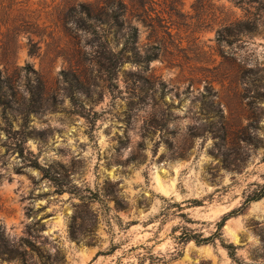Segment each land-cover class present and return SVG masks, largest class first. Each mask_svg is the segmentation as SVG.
<instances>
[{
    "label": "rangeland",
    "instance_id": "rangeland-1",
    "mask_svg": "<svg viewBox=\"0 0 264 264\" xmlns=\"http://www.w3.org/2000/svg\"><path fill=\"white\" fill-rule=\"evenodd\" d=\"M114 1L123 14L117 0H0V245L13 251L0 264H264V199L223 227L234 256L178 239L211 236L264 183V0H126L118 21ZM79 2L95 18L80 32L65 22ZM125 46L114 69L108 51ZM26 107L46 139L22 158L7 130Z\"/></svg>",
    "mask_w": 264,
    "mask_h": 264
},
{
    "label": "trees",
    "instance_id": "trees-1",
    "mask_svg": "<svg viewBox=\"0 0 264 264\" xmlns=\"http://www.w3.org/2000/svg\"><path fill=\"white\" fill-rule=\"evenodd\" d=\"M116 3V1H114L112 4H107L105 7L107 8L108 12L111 13L110 17L115 18L116 21H118L120 16H126V14L128 13V5L126 0H117V3L120 7L123 8V14H115V10L112 7V5ZM111 8H113V11L111 10ZM105 9V8H104ZM106 10V9H105ZM94 10L92 8V6L90 4H85V3H74L72 4L69 8H68V13H67V17L65 19V22L68 26H72L71 28L77 30L78 32L80 31H85L88 28H90L92 26V24L90 23L91 20H94ZM124 26V23H121L119 25ZM128 28H130L131 30V37H136L138 34V28L132 26V24L129 23ZM249 31H251L252 28H247ZM38 51V44L34 43L31 45L30 48V54L31 55H35L36 52ZM109 53V60L110 62L113 64L114 69L115 68H120L125 61L127 60L126 58V53L127 51V46L124 47L123 50H121L119 53H114L112 51H108ZM154 57L156 56H147V58H145L147 61H150L152 59H154ZM29 67H25L24 70H28ZM4 103V102H3ZM38 110H34V109H30L28 107L23 108L21 110V115L23 116L24 120H25V124L22 125L20 130H13V124L12 122H10L9 124V128L7 130L8 135H12L11 137L14 140V148L15 150L19 153V156L22 158H25L26 156V151L33 155L32 151L28 150L26 148V144L28 142V139L30 137H35L41 140H45L46 139V134L44 132H39V133H35L34 130H30V125H28L27 120L30 118V115L32 113H37ZM32 166L40 169L46 178L50 179L54 185L58 188V191L63 193L64 191V183L62 181H60V179H58L56 176L52 175L50 173V169L45 168L43 166H41V164L39 163L37 158H33L30 160ZM226 164L227 168L233 169L234 167L237 168L239 166V164L237 163H231L228 162V160L224 161ZM255 189L250 192L244 202V204L242 205V207L238 210H233L230 213H228L227 215H225L221 222L218 223V227H217V231L212 234L209 237H204L203 234L193 231V230H189L186 229V231L184 233H182L180 236H178L179 239V244L180 245H186L190 242H195L197 245H203V244H210V243H215L217 239H220L222 241V234L221 231L223 229V227L225 226V224L227 223L228 220H230L231 218L237 216L238 214H240L242 212V210H244L248 205H250L253 202H258L262 199H264V183L263 184H254ZM190 206L191 207H200L202 206V204L198 201H192L190 202ZM180 210L185 209L184 207H182L181 205H178ZM190 206H187V208H189ZM5 240V232L3 230H1L0 227V240ZM223 243V241H222ZM224 247L226 249H228L229 253L231 256L235 255V250L236 247L233 244H225L223 243ZM13 251L12 250H8L6 248H2V245H0V257H11L12 256ZM114 253V249L110 250L107 253H102L99 252L97 254V257H99L100 255H109V254H113ZM149 253V254H148ZM146 253V255L141 259V260H149L150 264H166V259L162 256H155L154 254L148 252ZM175 256H180L181 251L178 249L176 251V253H174Z\"/></svg>",
    "mask_w": 264,
    "mask_h": 264
}]
</instances>
